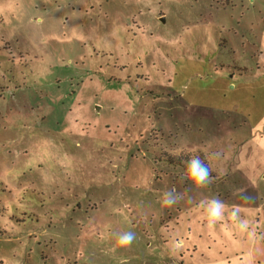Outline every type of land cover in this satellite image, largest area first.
Instances as JSON below:
<instances>
[{
	"label": "rangeland",
	"instance_id": "374dc122",
	"mask_svg": "<svg viewBox=\"0 0 264 264\" xmlns=\"http://www.w3.org/2000/svg\"><path fill=\"white\" fill-rule=\"evenodd\" d=\"M262 45L264 0H0V264H264L229 215L264 232Z\"/></svg>",
	"mask_w": 264,
	"mask_h": 264
},
{
	"label": "clouds",
	"instance_id": "9594fccd",
	"mask_svg": "<svg viewBox=\"0 0 264 264\" xmlns=\"http://www.w3.org/2000/svg\"><path fill=\"white\" fill-rule=\"evenodd\" d=\"M42 18L37 23H42ZM258 61L264 63V45L261 46ZM173 155H179L180 152H173ZM223 156L222 150L205 153L207 163L200 159L198 155H193L188 161L186 169L180 174L179 180L181 183L187 182L190 189L207 188L214 182L212 172L214 171L210 163L211 160H220ZM233 196L237 197L244 205H250L253 197L247 194L245 188H235ZM184 199V193L178 192L175 188L166 190L162 193L161 204L164 207H171ZM197 207L201 209L200 219L205 222L208 229H213L216 224L222 221L225 217V212L228 210V205L217 197H203L200 199ZM229 215L235 222L240 233L246 234L250 241H264V232L257 233L255 228L250 225L246 218L245 208L243 205H234ZM137 239V234L134 231L126 230L115 233V244L106 250L105 254L115 255L117 248H129ZM237 264H255V259L251 252L246 253Z\"/></svg>",
	"mask_w": 264,
	"mask_h": 264
}]
</instances>
